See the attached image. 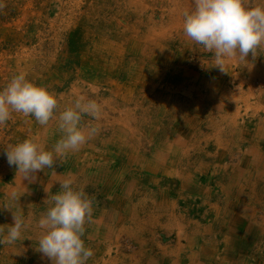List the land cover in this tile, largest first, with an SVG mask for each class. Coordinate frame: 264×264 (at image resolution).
<instances>
[{"label": "rangeland", "instance_id": "rangeland-1", "mask_svg": "<svg viewBox=\"0 0 264 264\" xmlns=\"http://www.w3.org/2000/svg\"><path fill=\"white\" fill-rule=\"evenodd\" d=\"M192 5L193 0H0V89L13 75L24 74L57 99L46 125L16 112L0 125V235L13 223V214L24 221L20 239L0 244V264H52L37 248L44 232L38 221L51 195L62 189L53 184L45 187L47 197L39 195L42 170L35 179L22 178L5 153L24 139H35L50 150L56 143L51 131L62 135L59 113L79 97L96 101L100 112L95 119L85 116L80 121L85 133L93 126L97 131L75 150L77 164L94 159L122 172L113 189L116 199L82 177L71 179L98 211L92 209L90 222L92 217L96 221L85 220L81 237L93 253L86 264H214L201 250L211 251L217 241L203 229L213 224L215 203L190 188L182 191L178 177L194 171L200 183L210 178L209 189L219 181L215 175L223 174L211 170L212 159L223 165L225 160L223 148L208 139L220 118H227L219 105V115L207 108L220 94L206 89L219 67L212 52L183 32L181 13ZM203 78L206 83L200 86ZM222 80L220 90L232 84L226 73ZM205 89L211 99L206 96L203 106L200 91ZM228 92L223 97L230 99ZM239 104L237 120L246 114L245 104ZM251 111L256 110L249 107L246 112ZM112 151L124 167L117 166ZM155 153L161 159L155 160ZM167 157L170 161L162 164ZM63 158L68 160L61 157L60 164ZM60 164L49 170L55 172ZM159 164L164 171H156L154 165ZM12 191L15 201L9 199ZM182 252L188 256L181 257ZM244 254L238 260L252 261L259 255L255 248Z\"/></svg>", "mask_w": 264, "mask_h": 264}, {"label": "clouds", "instance_id": "clouds-1", "mask_svg": "<svg viewBox=\"0 0 264 264\" xmlns=\"http://www.w3.org/2000/svg\"><path fill=\"white\" fill-rule=\"evenodd\" d=\"M183 32L195 44L214 54L215 66L223 71L226 57L239 53L246 59L264 44V0H193L190 9L182 11ZM57 107V99L45 87L36 85L15 74L0 89V125L5 124L13 112L33 117L40 125H46ZM100 106L94 100L79 97L72 107H66L58 115V129L62 133L49 150L35 139H24L6 148L9 165H15L22 178L35 179L38 170L51 168L54 159L78 150L97 128L89 127L87 133L79 127L85 116L95 119ZM30 173L32 174L30 176ZM61 191L50 197V206L39 219L44 229L38 241V250L52 264H86L92 250L81 239L86 218L91 214V200L82 188L73 186L71 179L59 182ZM10 200H17L15 191ZM24 221L13 214V223L0 235V244H13L21 237ZM3 230L0 229V232Z\"/></svg>", "mask_w": 264, "mask_h": 264}, {"label": "crops", "instance_id": "crops-1", "mask_svg": "<svg viewBox=\"0 0 264 264\" xmlns=\"http://www.w3.org/2000/svg\"><path fill=\"white\" fill-rule=\"evenodd\" d=\"M258 49L259 51L255 50L253 55L249 53L246 59H241L238 52V55H234L230 58L227 57V59L225 58L223 63V68L225 70H218L217 73L219 75L214 77H218L219 80L217 81V79L213 78L211 81H208L210 86L206 88L208 92L211 91L214 93L215 91H220L224 74L226 73L229 75L230 80L235 76L234 82L231 80V85L224 84L228 86L226 88L229 90L228 94L230 99L222 97L219 94L213 104L207 105V108L211 111H215L217 115L220 114L217 110L218 106L214 108L213 105H219V107H221L223 117L227 116V113L228 117L233 116L227 120L226 123H223L220 118L219 126H217L218 128L208 137V139L213 138L214 142L223 148L221 155L225 157L224 165L223 163L221 164L217 158L212 159L213 163L211 165V170H213V172L223 174L217 173L215 175V179L219 180L216 183L217 186L214 185L208 189L211 180L205 177L199 189L189 190L193 193L195 192V194H201L203 196L208 195L206 198H212L214 201L213 203H215L217 212L214 217L215 219L212 221L213 224L210 228L207 226L203 227V229H205L207 233H213L212 237L217 241H215L216 243L212 246L211 251L207 250V248L201 250L205 258L209 259V261H212L214 264H264V70L260 75L253 74V76L248 72L247 68L244 69L245 67L236 65V63H240L249 58L264 60V44ZM227 60L228 63H231L227 64ZM255 77H260L261 80L257 82L254 80ZM205 81L206 79L203 78L200 86L205 85ZM200 86L198 87L201 88ZM206 89L200 91V94L202 93L203 103L201 101V104L203 106H205L206 102L203 92H205ZM239 102L245 104L243 111L246 114L244 119L241 120H237L242 107ZM249 107L250 110L255 108L256 111L247 113L246 111ZM58 135L59 134L54 136L50 135V137H58ZM54 140L57 141V139ZM112 152L116 154L115 151ZM73 156L74 159H72V163L75 165V171L71 173L66 172L65 177L60 179L56 176L52 180L50 178H45L51 180L49 184L54 183L58 186L57 188H59V182L66 179L83 178L84 174L92 178V172L104 171V173H106V166L111 169L106 173L107 175L103 176L106 178V182H104L101 187L106 183V185H108L111 179L114 184V189H117L115 186L120 182L122 172L117 171L115 169L116 166L114 167L102 162H93L94 159H92L83 163L81 161V164H84V167H82L81 164H77L76 151H71L64 157L70 159ZM118 157L119 156H116L114 158L117 159ZM168 160L167 158L163 163ZM91 163H99V168H95V165ZM117 166L124 167V162L117 161ZM64 169L65 167L60 168L58 171H63ZM52 170L54 169L52 168L50 171ZM122 170L125 171L124 168ZM44 171H46V168L42 170V173ZM189 172L190 171H186V173ZM224 173L226 174L224 175ZM196 179L200 183L198 178ZM82 180L94 182V179L88 180L83 178ZM49 184L46 185V188H51ZM95 184L98 185L97 183ZM48 185L50 187H48ZM112 195L115 197L114 199H116L117 195ZM253 248L258 252V258L252 261L248 259L238 260L240 255L245 257L244 253H247ZM207 251H210V253L207 254ZM186 256L188 255L182 252L181 257L184 258Z\"/></svg>", "mask_w": 264, "mask_h": 264}, {"label": "bare ground", "instance_id": "bare-ground-1", "mask_svg": "<svg viewBox=\"0 0 264 264\" xmlns=\"http://www.w3.org/2000/svg\"><path fill=\"white\" fill-rule=\"evenodd\" d=\"M230 58V57H229ZM236 65H238V66H240V67H245L244 69H246L247 68V70H248V72H250L252 75L253 74H257V75H260L261 73H263V67H264V60L263 59H247V60H244V61H242V62H240V63H236ZM237 67V66H236ZM219 70H220V68H219ZM221 71V70H220ZM230 72V71H229ZM254 76V75H253ZM231 81V80H230ZM213 85V84H212ZM221 86H223V84L221 85ZM226 87H228V86H225V87H223L219 92H220V95L223 97L227 92H228V88H226ZM208 97L209 99H211V95H205L204 96V98L205 97ZM230 97V96H229ZM216 106H218V105H216ZM231 117H233V116H230V117H228V113H227V118L226 119H224L223 120V122H225L226 123V121L227 120H229ZM230 122V121H229ZM233 123V122H232ZM175 129H180V127L178 126V125H175ZM125 133V132H124ZM58 133H56V131L54 132V131H51V135L52 136H54V135H57ZM113 135V134H112ZM119 135V134H118ZM121 135V134H120ZM61 136L60 135H58V137H52V139H59ZM176 140V142L177 143H179V145H181V142H180V140L179 141H177V139H175ZM114 141V140H113ZM112 142V141H111ZM105 144L106 143H103V146H105ZM119 144H121V143H119ZM122 146V145H121ZM171 148V147H170ZM122 149V148H121ZM120 149V150H121ZM174 150H176V149H174ZM171 151V150H170ZM170 151H168L167 153H170ZM124 152V151H123ZM113 153V152H112ZM123 154V153H122ZM126 154V153H125ZM156 154V157H154L155 158V160H156V158H159V159H161L160 158V155L159 154H157V153H155ZM171 154H174V157H176V152L174 153V152H171ZM111 156H114V157H116V156H118V154L116 153V154H110ZM77 156V155H76ZM169 160H168V162L170 161V158L169 157H167ZM167 158H165L163 161H165ZM72 159H74V156L73 157H71L70 159L68 158V160L67 159H64L63 158V160L61 161L62 162V164H60L59 162H58V160L57 159H54V163H53V165L52 166H54V164L55 163H58V164H60V167L62 166V165H64V166H62V167H65V169L63 170V171H58V170H60V167H57V169H56V171L55 172H51L50 170H49V168H46V171H44L43 172V177H44V179H42V182H41V184H40V186L42 185V188H43V191L42 192H40L39 193V195H41V194H43L44 193V191H45V187H46V185L47 184H49V182L52 180V179H54V177L56 176L58 179H60V178H62V176L64 175V174H66V172H73V171H75V165L72 163ZM127 159V158H126ZM117 160H119V161H122L123 162V160L121 159V158H117ZM148 160V159H147ZM174 160H175V158H174ZM163 161H162V164H164L163 163ZM87 162V161H86ZM83 163V162H82ZM144 163V162H143ZM156 163V162H155ZM174 163V162H173ZM91 164H93V165H95V168L97 167V168H99V163L98 164H94V163H91ZM158 164V163H157ZM166 164V163H165ZM81 166L82 167H84V164L82 165L81 164ZM146 166V165H145ZM154 167L156 168V171L158 170V171H160V172H162V171H164V169H162L163 168V165H160L159 164V166L158 165H154ZM166 167H167V165H166ZM81 168V167H80ZM141 168V167H140ZM105 169H107L106 171L107 172H109V170L111 169V168H108V167H106L105 166ZM78 170V169H77ZM150 170H152V169H150ZM49 172V173H48ZM76 172H78V171H76ZM106 172V173H107ZM144 172V171H143ZM194 172V171H193ZM193 172H189V173H184V174H182V175H178V177L181 179V182H182V191H186L187 190V188L189 189H193V190H195V189H199L200 188V186H201V183H199L198 181H197V177H195V174L193 173ZM106 173H104V171H97V172H92V178H90V177H88V175L86 174H84V176H83V178L84 179H88V180H92V179H94L93 181L94 182H92V183H97L100 187L102 186V184L104 183V182H106V178H104L103 176H105V175H107ZM151 173V172H150ZM149 173V174H150ZM74 175V174H73ZM222 175V174H221ZM146 176V175H145ZM41 177V176H40ZM147 177V176H146ZM45 178H50V179H45ZM148 178H150V176L148 175ZM41 179V178H40ZM156 180V179H155ZM154 180V181H155ZM158 181V180H157ZM85 182H86V180H85ZM54 183H51V184H49L51 187H52V185H53ZM107 184V183H106ZM106 184H104L103 185V187H101L102 189H106L107 191L105 192V193H107V194H114L115 196L117 195V193L113 190L114 189V184H113V181H111V179L109 180V183H108V185H106ZM156 184V183H155ZM48 185V187H50ZM88 185V184H87ZM85 186V185H84ZM53 189H55L54 187H53ZM105 191V190H104ZM54 193V192H53ZM50 193H44L43 195H44V197H46L47 195H49ZM163 194V193H162ZM52 196V195H51ZM115 198V197H114ZM117 202V201H116ZM116 202H114L113 204H112V206H113V208L115 207V204H116ZM92 209H93V207H91ZM93 213L94 214H97L98 213V211L97 210H95V209H93ZM86 221L89 223V224H91V222H95L96 221V218H94V217H92L91 218V222H90V218L88 217V218H86ZM85 221V224H87V222ZM93 224V223H92ZM240 225H241V223H240ZM231 226V225H230ZM232 227V226H231ZM97 231V230H96Z\"/></svg>", "mask_w": 264, "mask_h": 264}]
</instances>
